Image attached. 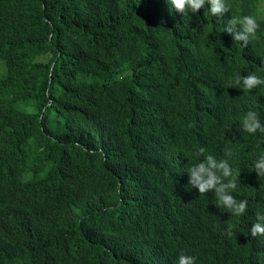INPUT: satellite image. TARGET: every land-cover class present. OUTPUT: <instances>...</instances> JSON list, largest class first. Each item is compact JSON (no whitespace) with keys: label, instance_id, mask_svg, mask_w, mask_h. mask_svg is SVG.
<instances>
[{"label":"trees","instance_id":"trees-1","mask_svg":"<svg viewBox=\"0 0 264 264\" xmlns=\"http://www.w3.org/2000/svg\"><path fill=\"white\" fill-rule=\"evenodd\" d=\"M264 0H0V264H264ZM259 28L246 47L232 16ZM189 125H192L191 127ZM200 147L241 170L235 217L187 171ZM226 147L233 156H224ZM229 224L233 236L225 235Z\"/></svg>","mask_w":264,"mask_h":264},{"label":"clouds","instance_id":"clouds-1","mask_svg":"<svg viewBox=\"0 0 264 264\" xmlns=\"http://www.w3.org/2000/svg\"><path fill=\"white\" fill-rule=\"evenodd\" d=\"M168 2L177 13L183 15H188L189 12L195 14L206 4L210 6L208 10L211 15L218 18L229 13L231 9L228 0H168ZM258 28L257 17L253 15L232 16L227 20V26L223 31L229 33L234 41L240 42L242 47H246L250 38L255 37ZM232 84L243 92H251L264 85V78L255 73L246 76L237 75ZM242 128L249 134L264 133V124L260 121L259 113L248 111L242 118ZM196 155L202 159L187 171L188 184L197 189L199 195L214 193L220 207L235 217L243 216L248 209V200H237L231 194L237 188L241 170L233 168L228 159H217L204 147H200ZM224 156L232 157L233 149L226 147ZM254 171L257 176L264 177V155H261L254 164ZM234 227L235 225L229 224L225 229V235L229 238L234 234ZM250 234L252 237L264 236V214H257L256 222L250 228ZM177 264H195V257L181 253Z\"/></svg>","mask_w":264,"mask_h":264},{"label":"rangeland","instance_id":"rangeland-1","mask_svg":"<svg viewBox=\"0 0 264 264\" xmlns=\"http://www.w3.org/2000/svg\"><path fill=\"white\" fill-rule=\"evenodd\" d=\"M262 6H264V1H263V4H262Z\"/></svg>","mask_w":264,"mask_h":264}]
</instances>
